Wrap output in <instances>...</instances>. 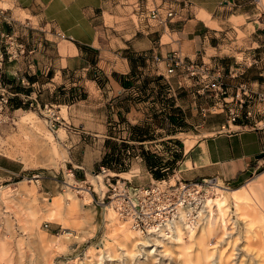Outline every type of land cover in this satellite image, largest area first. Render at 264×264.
<instances>
[{
  "label": "rangeland",
  "instance_id": "374dc122",
  "mask_svg": "<svg viewBox=\"0 0 264 264\" xmlns=\"http://www.w3.org/2000/svg\"><path fill=\"white\" fill-rule=\"evenodd\" d=\"M7 6L0 1V8ZM10 8L14 13L4 9L10 23L2 19L0 30L16 31L25 46L37 44L43 34L12 23L19 18L34 25L36 17ZM262 30L238 31L230 40L248 44L256 57L264 52ZM52 54L33 85L30 79L29 85L11 81L5 73L11 90L35 96L39 105L20 106L15 94L0 113V160L13 170L0 178V264H264V160L246 180L214 186L208 197L224 199L225 222L214 212L209 233L204 212L197 229L179 239L174 233L135 235L142 243L129 247L123 236L130 226L109 203L107 177L127 184L162 177L173 182L179 160L197 138L212 134L221 122L236 127L227 121L236 87L230 67L220 68L219 60L188 84L138 56L126 66L94 60L90 51L69 63L56 61V69L63 67L54 74ZM51 111L59 116L54 130L47 123ZM232 189H239L240 199L231 196ZM5 191L19 207L8 208Z\"/></svg>",
  "mask_w": 264,
  "mask_h": 264
},
{
  "label": "crops",
  "instance_id": "0c3cea01",
  "mask_svg": "<svg viewBox=\"0 0 264 264\" xmlns=\"http://www.w3.org/2000/svg\"><path fill=\"white\" fill-rule=\"evenodd\" d=\"M0 1L10 5L0 8V23L3 14L14 13L15 9L10 7L21 8L38 22L31 25L30 20L17 18L12 22L13 28L20 25L23 31L43 34L37 44L27 43L25 53L17 60L6 63L5 71L11 81L26 75L33 85L35 76L48 68L47 53H53L48 63L55 74L63 67L56 69V61L69 63L75 57H86L90 51L94 60L110 58L126 66L138 56L143 61L162 65L168 75L182 77V81L189 84L186 73L177 74L182 68L168 72L164 61L169 52L178 50L187 60L205 62L208 67L221 60L219 67H224L223 64L230 67L235 85L246 81L251 88L264 90V52L254 57V50H250L248 44L234 45L230 40L231 34L237 35L238 31H263L264 2L254 7L253 0H190V11L183 12L167 26L148 20L147 25L141 21L137 27L134 15L129 18L130 6L126 2L130 0ZM105 13L111 17L110 22L105 21ZM58 33L64 34L63 41ZM46 37L53 42H47ZM125 68L121 72H125ZM255 120L237 121L234 128L226 121L221 122L212 134L197 138L179 160L178 177L216 176L220 182L227 183L246 180L264 160L256 158V154L264 152V124H256ZM11 173L13 170L0 160V178Z\"/></svg>",
  "mask_w": 264,
  "mask_h": 264
},
{
  "label": "built area",
  "instance_id": "2783aa9c",
  "mask_svg": "<svg viewBox=\"0 0 264 264\" xmlns=\"http://www.w3.org/2000/svg\"><path fill=\"white\" fill-rule=\"evenodd\" d=\"M126 3L130 6L129 18L134 15L137 27L143 21L145 22L143 24L147 25L148 20H155L157 24L167 26L176 18H180L183 12L190 11L192 6L190 0H130ZM3 15L2 19L10 23L6 14ZM58 35L64 37L62 33ZM25 50V43L17 38L16 31L0 30V113L7 112L15 94H19L20 106L39 105L35 96L11 90V83L5 80L6 63L17 60L25 53ZM164 61L168 72H173L180 67L187 77L207 75L208 66L205 62L187 60L178 50L169 52L164 57ZM19 80L22 85H29L26 75L19 76ZM206 86L207 84H204V87ZM218 87L222 88L221 82L218 83ZM232 98L235 104L228 107V122L238 120L246 122L248 119H256L254 123L264 124V90L253 89L246 81H241L236 85ZM48 109L50 110L49 107ZM58 121V114L51 111L47 121L49 130H54ZM109 180L107 177L111 190L109 203L112 208L119 218L145 235L151 232H169L168 227L176 221H182L189 227L198 225L201 212L205 209L206 198L214 192V186L219 183L216 176L202 179L177 177L173 182H170L169 178L162 177L146 184H127L119 179L114 182ZM43 225L48 227L47 222Z\"/></svg>",
  "mask_w": 264,
  "mask_h": 264
},
{
  "label": "bare ground",
  "instance_id": "6f19581e",
  "mask_svg": "<svg viewBox=\"0 0 264 264\" xmlns=\"http://www.w3.org/2000/svg\"><path fill=\"white\" fill-rule=\"evenodd\" d=\"M9 192L10 191L3 192L2 199H4V202L7 204L8 208H10L11 206H15V208L19 207L18 202L14 201L15 196L12 195L13 193H9ZM231 196L234 198L240 199L241 195L239 194V189H232L231 190ZM20 198H23V197L20 195ZM33 200H35V198L32 197L31 201H33ZM224 202H225L224 199L217 198V196H214V197H208L207 196L206 202L204 204L205 209L203 210V212H201L202 214L200 213L201 216L203 217V214L205 212V217H204V224H205L204 226L205 227H203L205 229V230L203 229L204 231L207 230V232L209 233V231L211 230L214 212L216 213V215L218 216V218L222 222H225V213H224V210L222 208V206L224 205ZM201 220H202V218H201ZM201 220H200V222H201ZM200 222H199V224H200ZM199 224L195 225V227H189V226H186V224L183 223L182 221H176L174 224H171V226L168 227L169 232H166V231L151 232V233L146 234V235L149 236L150 234L151 235L154 234V235H157L156 237H159L162 235L163 236L166 235V233H169V234L174 233L175 234L174 236H177L176 239H179V236H181L182 233L188 234L190 232L195 231L197 229V227L199 226ZM129 228L131 229V231H128V233H124V236H123V240H124L125 245H128L129 247H134L135 245L141 244L142 242L137 241L135 235H145V234L140 233L137 229H134L132 227H129ZM67 234H69V233H67ZM169 234H167V235H169ZM195 240L197 241V243L201 242L200 237H198V238L196 237Z\"/></svg>",
  "mask_w": 264,
  "mask_h": 264
},
{
  "label": "water",
  "instance_id": "95a60500",
  "mask_svg": "<svg viewBox=\"0 0 264 264\" xmlns=\"http://www.w3.org/2000/svg\"><path fill=\"white\" fill-rule=\"evenodd\" d=\"M264 156V152H260L258 154H256V158H261Z\"/></svg>",
  "mask_w": 264,
  "mask_h": 264
},
{
  "label": "trees",
  "instance_id": "16d2710c",
  "mask_svg": "<svg viewBox=\"0 0 264 264\" xmlns=\"http://www.w3.org/2000/svg\"><path fill=\"white\" fill-rule=\"evenodd\" d=\"M21 89H23V88H21ZM24 90H28V89H24ZM16 91H17V90H16ZM12 98H15V97H12ZM15 105H18V104H17V101L15 102ZM154 175H155L156 177H159V174H157V173H155Z\"/></svg>",
  "mask_w": 264,
  "mask_h": 264
}]
</instances>
